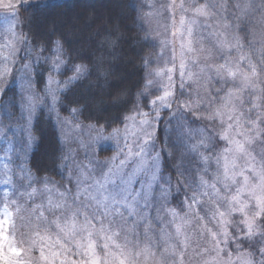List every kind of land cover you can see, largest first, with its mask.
Returning <instances> with one entry per match:
<instances>
[{
	"label": "snow or ice",
	"instance_id": "6c2138e0",
	"mask_svg": "<svg viewBox=\"0 0 264 264\" xmlns=\"http://www.w3.org/2000/svg\"><path fill=\"white\" fill-rule=\"evenodd\" d=\"M23 4L24 0H8L6 5L0 0V9H9L0 10V16L11 34L9 56L0 68V106L5 117L0 119V127L15 135L14 126H18L24 134L15 139L6 136L8 147L0 156V185L5 186L0 193L2 264H146L157 255L156 264H186L189 251L199 264H233L227 246L235 243L239 251L243 241L258 243L242 254L240 264H264V150L256 151V145H264V51L255 62L243 54L235 60L231 57L232 51L239 52L242 47L235 35L243 30L238 25L240 16L264 13V0L235 4L229 0H181L179 5L173 0L165 6L180 12L178 28L175 20L172 23L173 40L161 42L162 46L173 45L169 61L173 67L155 72L166 82L147 79L122 130L113 128L106 136L103 127L93 126L100 153L111 148L102 141L116 142V155L111 159H100L93 149L78 160L74 149L65 154L57 135L56 170L65 181L59 184L28 167V152L36 140L31 126L43 107L58 132L69 127L71 121L58 110L66 99L62 94L93 69L75 62L61 36L53 34L32 43L19 20ZM152 15L142 12L141 18ZM210 17L231 34L230 40L217 41L222 63L210 62L214 52L199 38V29L207 27L202 22ZM216 34L224 33L218 30ZM177 35L178 84L173 78ZM44 64L48 65L46 76L40 79L38 66ZM66 64L73 75L57 79L65 74L62 69ZM194 76L203 81L204 95L193 100L189 93L188 99L181 100L185 81ZM17 77L24 83L10 97ZM214 82L221 85L214 89L217 95L224 93L218 105L211 95ZM154 83L155 92L149 88ZM37 84L43 87L38 89ZM9 106L19 112L15 120L8 119L13 115ZM68 110L70 114L78 111ZM197 114L200 120L218 123L220 130H205L207 134L191 149L198 167H177L173 184L174 177L162 171L156 133L165 120L170 124ZM182 189L184 199L178 209L171 205L170 197L173 190L179 193ZM17 216L28 229L21 232L22 243L27 245L24 249L9 241V230H17ZM33 249L39 252L35 259L30 255Z\"/></svg>",
	"mask_w": 264,
	"mask_h": 264
},
{
	"label": "trees",
	"instance_id": "16d2710c",
	"mask_svg": "<svg viewBox=\"0 0 264 264\" xmlns=\"http://www.w3.org/2000/svg\"><path fill=\"white\" fill-rule=\"evenodd\" d=\"M134 4V0H33L19 9L24 33L29 34L32 43L53 34L61 36L75 62L93 69L89 76L62 94L66 99L59 107L61 115L69 117L68 109H77L76 114L82 123L110 130L122 126L132 113L135 98L146 83V59L153 49L139 25ZM241 29L238 34L247 41V29L245 26ZM77 56L82 59H76ZM47 68V64L38 66L40 79L45 78ZM64 72L63 78L73 74L70 64H66ZM42 87L37 84L38 89ZM13 93H16L15 88L11 89L9 96ZM187 117L191 123L192 115ZM197 121L213 125L206 120ZM32 129L36 140L29 153L28 166L37 175L59 179L56 170L59 132L46 110L38 112ZM178 132L169 124V129L161 125L157 134L163 172L174 177V184L177 167L190 170L198 167L196 157L186 153L180 139L176 138ZM168 152L172 155L168 156ZM173 192L175 203L183 200V189L179 193ZM257 243L243 241V248L253 249Z\"/></svg>",
	"mask_w": 264,
	"mask_h": 264
},
{
	"label": "rangeland",
	"instance_id": "374dc122",
	"mask_svg": "<svg viewBox=\"0 0 264 264\" xmlns=\"http://www.w3.org/2000/svg\"><path fill=\"white\" fill-rule=\"evenodd\" d=\"M31 1L33 0H24V4H27ZM11 2L19 3L20 0H11ZM172 2L173 0H134V3H135L134 5L136 6L138 10L139 25L144 31L147 39L152 43V48H153L146 59V83L144 87L146 86L147 79L149 78L153 79L154 82H159V83L166 82V78L162 79L161 77L156 76L155 72L160 69L173 67V64L169 63V61L171 60L173 56V53L171 51L173 45L168 44V45L162 46L161 44V42L164 40H168V41L173 40V36H172V32L174 31V29L172 28L173 20H175L177 28L179 26L180 12L178 11V9L174 10L170 7L168 8L165 7V6L171 5ZM180 2L181 0H175V3L177 5H179ZM237 2H242V0H229L230 4H235ZM7 3H8V0H5V5ZM142 5H148L149 7H141ZM0 10L9 11V9H7L6 7ZM174 11H175V16H173ZM230 11L236 12L237 10L230 9ZM142 12L143 13L152 12L153 15L151 17H145L142 19L141 18ZM19 20L21 22L22 30L24 32V25H23L24 21L21 15L19 16ZM202 23L207 25V27H201L199 29V38L202 39L205 48H211L215 55V58L211 60L210 62L222 63L223 61L220 60L219 53L216 51L217 41L218 39H229L230 40L231 34L229 32H224V30L221 29L220 26L216 23V19L213 17L208 18ZM238 25L240 28L242 27L244 28V26L246 27L247 29L246 40L247 41L244 40L245 37L243 35L241 36L238 34V32H236L235 35L240 37L242 47L239 52L235 50L232 51L231 57L235 60L240 54H243L245 56H251L255 62L258 59L259 54L262 51H264V13L252 12L247 15H241ZM20 30L21 29H17V31H20ZM218 30L220 32H223L224 34L222 36H218L216 34ZM10 39H11V34L7 31L6 27L3 25V17L0 16V68H2L4 64L7 62L4 58L9 56V50L7 48V44ZM174 46L176 48V59H175L176 71L173 74V78L174 80H176L178 84L179 83V75H178L179 47H180L179 35L175 37ZM65 66L66 65L63 66V69H62L63 71L65 70ZM244 66H245L244 64H241V67H244ZM193 71L195 72L197 71V69L193 68ZM149 72L153 73L151 77L149 76ZM13 75H15L14 72H13ZM66 78L61 77V75L57 77V79L62 80V81L65 80ZM9 80H11V76L9 77ZM23 83L24 81L20 80V78L17 77V83L12 85V88H15L16 93L20 91V87L23 85ZM185 84H186V89H185L184 95L180 96L181 100L188 99L189 93H191V98L193 100H196L198 98V94L200 96L204 95L203 81H198L197 77L194 76L192 81L186 80ZM219 87H221V85L215 84V82L212 85L213 91L211 92V95L213 97L214 104L216 105L222 103L221 97L224 95V93H220L218 96L217 93L214 91L215 88H219ZM149 88H150V91L155 92L157 88V84L154 83V85L149 86ZM177 94L179 95V90H177ZM141 100H144V98L141 97ZM46 102L47 101H45V103ZM41 109H44V108L41 107L39 111ZM9 110L13 113V115L8 119L15 120V118L19 116V112L16 111L15 109H11L10 106H9ZM198 115L199 114H197V116L192 115L193 118H191L192 119V121H190L191 123H189L188 117H186V119L181 118L178 120H173L170 123L171 127L172 126L176 127L177 130L179 131L178 134H176V138L180 139L183 149L186 151V153L192 156H195V153L191 151L192 146L198 144V141L200 140L202 135L207 134L205 131L206 129H210L213 132L220 130L218 123L213 124L211 126L207 123L203 124L197 121V119H199ZM63 117H67V116H63ZM67 118L71 121V125L67 128H64L62 131H59V135L61 136V139L63 141V147H64L65 154L67 153L69 149H74L76 152V159L78 160L84 159L86 150H93V149H95L96 155L100 159H111V157L116 155V142L111 141V140L101 142V143H105L106 145H111L110 150L104 153L99 152V144L94 139L97 136V133L96 131L93 130V126L95 128H100L101 126H97L95 124L82 123L78 119V116L76 113L71 114V116ZM0 119H5L3 115L2 106H0ZM75 125H79V127H75ZM161 125L169 129V124L167 120L163 121L159 125V128ZM31 128H33V124ZM123 128H124V124L120 127H117L116 129L122 130ZM112 129L110 130L105 129V135L107 136L111 132ZM14 132H15V135H13V133L8 132L7 129L0 127V156L4 155V152L6 151L8 147L7 142L5 140L6 136L12 139H15L16 137L24 136V134L20 131V128L18 126H14ZM32 134L34 135L33 129H32ZM157 134H158V131L156 135ZM81 141H83V143H81ZM220 147L221 148L223 147L222 143L220 144ZM156 148L157 150H160L158 138L156 140ZM31 149H29L28 158H29V153ZM262 150H264V145H256V151L259 152ZM64 171H67V169H64ZM162 171H163V167H162ZM55 181L58 184L65 182L62 180L61 176L59 179ZM4 190H5V186L0 185V193H3ZM173 195H174V192H173ZM173 195L170 197L171 205L179 209L180 205L178 203L181 200L176 201L175 203L173 201ZM53 196H55V192H53ZM0 200H2V197H0ZM13 211L15 212V209H13ZM20 215H24V214L21 213ZM16 225H17L16 231L9 230V241L14 242L13 246H16L20 249H24L27 247V245L22 243L21 232H27L28 229L24 227V221L20 218V216H17L16 218ZM209 227H211V225H209ZM232 230L233 229H229V231H232ZM7 247L8 245L5 244L4 251L6 253H7ZM227 249L228 251L231 252V259H232L233 264H240L242 254L246 251L252 250V249L243 248V242L240 243L239 251H237L236 244L232 242H229ZM8 255L10 256L11 254L8 253ZM30 255L33 259H35L36 257H38L39 252L38 250L33 249ZM73 258L75 259V257ZM158 258H159L158 255L155 259L150 257L149 260L146 262V264H156V261L158 260ZM227 258L228 257H225V259ZM189 261H190V264H199L198 257H195L191 251H189V253L187 254L186 264H189ZM0 264H2V261H0Z\"/></svg>",
	"mask_w": 264,
	"mask_h": 264
}]
</instances>
